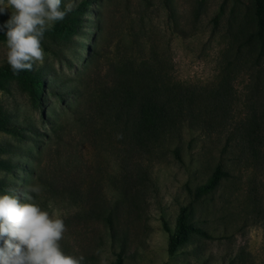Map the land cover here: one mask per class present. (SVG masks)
<instances>
[{
	"label": "rangeland",
	"instance_id": "rangeland-1",
	"mask_svg": "<svg viewBox=\"0 0 264 264\" xmlns=\"http://www.w3.org/2000/svg\"><path fill=\"white\" fill-rule=\"evenodd\" d=\"M74 2L54 25L69 28L45 34V61L28 71L45 82L39 100L18 79L3 81L0 162L8 166L0 167V195L39 185L35 201L45 209L52 202L68 228L64 250L85 264L102 258L107 264L118 258L121 264H264V160L258 166L238 148H226L229 129L211 135L184 129L155 154L141 153L128 139L118 141L108 104L120 64L128 61L157 60L174 83L213 87L239 22L250 21L244 26L251 28L252 0ZM8 18L0 15V24ZM6 51L2 32L0 67L8 65ZM245 84L240 72L234 119L243 116ZM218 165L229 177L194 199ZM182 207L208 238L191 235L169 256L168 236ZM103 217L111 218V229Z\"/></svg>",
	"mask_w": 264,
	"mask_h": 264
},
{
	"label": "trees",
	"instance_id": "trees-1",
	"mask_svg": "<svg viewBox=\"0 0 264 264\" xmlns=\"http://www.w3.org/2000/svg\"><path fill=\"white\" fill-rule=\"evenodd\" d=\"M250 15L251 28L244 26L250 21L239 22V35L229 44L221 77L213 87L174 83L170 76L156 68L157 60L121 63L119 79L108 101L114 112L118 141L123 144L128 139L139 152L155 154L169 139H179L184 129L200 130L209 135L223 134L229 129L226 148H238L245 161L260 166L264 160V0H252ZM68 28L65 25L53 27L47 33ZM240 72L246 75L247 95L242 106L243 116L234 119L229 113L235 101L233 82ZM10 77L28 86L33 99L39 100V91L45 84L41 76H32L28 71L13 74L9 65L2 66L0 89H3L4 79ZM174 153L177 154V150ZM7 166L0 162V167ZM228 177L222 165L216 166L209 179L194 189L193 198L213 192ZM187 211L185 207L180 209L175 229L168 236L169 256L174 255L191 235L208 238L205 231L187 221ZM103 218L111 229V218ZM164 230L169 233L166 226ZM121 263L118 258L114 264Z\"/></svg>",
	"mask_w": 264,
	"mask_h": 264
},
{
	"label": "clouds",
	"instance_id": "clouds-1",
	"mask_svg": "<svg viewBox=\"0 0 264 264\" xmlns=\"http://www.w3.org/2000/svg\"><path fill=\"white\" fill-rule=\"evenodd\" d=\"M76 7L74 0H0V24L6 37V59L13 74L42 66L45 34ZM41 187L0 195V264H85L83 256L68 254L62 241L68 228L52 202L47 209L34 196ZM101 264H107L102 258Z\"/></svg>",
	"mask_w": 264,
	"mask_h": 264
}]
</instances>
